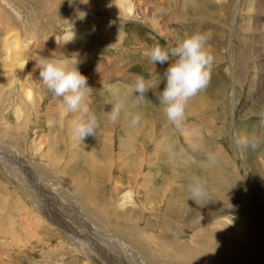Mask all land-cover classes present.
Returning a JSON list of instances; mask_svg holds the SVG:
<instances>
[{
  "label": "rangeland",
  "instance_id": "1",
  "mask_svg": "<svg viewBox=\"0 0 264 264\" xmlns=\"http://www.w3.org/2000/svg\"><path fill=\"white\" fill-rule=\"evenodd\" d=\"M131 1L134 14L130 0H0V144L17 155L18 173L0 160V264H100L86 245L103 240L111 248L106 232L121 244L141 241L132 247L148 264H264V0ZM152 20L158 33L171 31L168 39ZM186 33L206 34L214 61L207 88L188 102L183 134L155 94L171 61L152 64L144 53L175 46ZM39 56L79 61L99 121L95 137L72 136L78 114L43 85ZM137 77L150 88L140 105L128 87ZM117 90L125 109L113 124L106 113ZM128 112L142 114L138 126ZM237 133L261 143L237 146ZM18 156L54 177L25 176ZM194 176L207 193L197 202L187 190ZM248 215L260 243L247 241Z\"/></svg>",
  "mask_w": 264,
  "mask_h": 264
},
{
  "label": "clouds",
  "instance_id": "2",
  "mask_svg": "<svg viewBox=\"0 0 264 264\" xmlns=\"http://www.w3.org/2000/svg\"><path fill=\"white\" fill-rule=\"evenodd\" d=\"M207 39L206 34L186 33L175 46L164 48L154 44L144 53L152 64L171 61L163 73L164 88L155 94L159 104L163 106L167 120L178 129L183 126L188 102L205 90L211 80V65L214 57L206 47ZM78 63L75 58L58 60L39 56L36 66L39 68V77L43 85L60 99L61 108L68 113L78 114V117L71 122V134L80 142L86 137H95L99 121L87 103L88 94L92 89L87 85V78L79 72ZM128 87L132 94H136L133 95L136 105L146 100L145 95L150 88L143 77H137ZM114 95L115 102L111 110L106 113L108 121L113 124L125 109L124 99L121 98L118 90ZM126 115L130 117L131 127H136L141 122L142 114L139 112H128ZM259 115L261 124L264 125V108L260 110ZM234 143L241 147L250 145L255 149L261 141L258 138L250 140L237 133ZM187 190L190 199L195 202L204 199L207 195L200 177L194 176Z\"/></svg>",
  "mask_w": 264,
  "mask_h": 264
},
{
  "label": "bare ground",
  "instance_id": "3",
  "mask_svg": "<svg viewBox=\"0 0 264 264\" xmlns=\"http://www.w3.org/2000/svg\"><path fill=\"white\" fill-rule=\"evenodd\" d=\"M141 1V0H140ZM217 1H219V0H217ZM96 2H100V0H96ZM227 6V5H226ZM97 8V7H96ZM127 11H128V13L130 14H134L135 13V9H134V6H133V3H132V1L130 0V3H129V7H128V9H127ZM242 11H244V8H242L241 9V6H239L238 7V10H237V12H238V15L240 14V13H242ZM137 12V11H136ZM236 12V13H237ZM263 12V13H262ZM258 13H261V15L264 17V9H262V10H258ZM150 20H151V18H150ZM152 22V26L154 27V30H155V32L157 33V34H160L162 37H164L165 39H168L169 37H170V35H171V31L169 30V29H167V28H164V30L165 31H162V32H160V33H158V31L159 30H161V28L162 27H159L153 20L151 21ZM258 24H260V22H258ZM257 31H258V29H257ZM161 37V38H162ZM220 37V36H219ZM163 39V38H162ZM257 40H259L260 42H261V40H262V38H260V37H258L257 38ZM112 42L114 43V39L112 40ZM243 42V41H242ZM209 44V43H208ZM73 47H75V46H73ZM247 48L246 49H242V51H240V55H239V57L241 56V58L244 60V63L242 64L243 65V69L244 68H246L247 67V65H246V63H247V61H248V58H247V55H246V53H247ZM255 57H256V59H257V61H255V63L257 64L258 63V61H263L262 60V56H260V54H259V51H257L256 52V54L254 55ZM255 59V58H254ZM18 63V62H17ZM23 65V64H22ZM259 68V67H258ZM242 69V68H241ZM263 68H260V69H258V70H256L257 72H259L260 70H262ZM243 71H245V70H243ZM262 73V72H261ZM223 81H221V82H219V86H220V89L219 90H221V92H220V95L221 94H225V86H223V85H225L224 83H222ZM255 82V81H254ZM257 83V82H256ZM1 84V83H0ZM253 85V84H252ZM255 86H256V84H255ZM3 87H5L4 85H0V89H2ZM257 87V86H256ZM252 88V87H251ZM253 89H254V85H253ZM257 91V90H256ZM255 91V92H256ZM0 92H1V90H0ZM253 93V90L252 91H250V95ZM254 94V93H253ZM222 96V95H221ZM198 111H195V110H193V114L195 115L196 113H197ZM164 115V114H163ZM199 115V114H198ZM209 124V123H208ZM104 126V125H103ZM111 126V124H108V125H106L105 127H104V129H106V128H108V127H110ZM208 126V125H207ZM188 127V126H187ZM209 127V126H208ZM180 129V132H182L183 134H186L187 133V131H185V129H184V126L183 127H181V128H179ZM191 136V135H190ZM190 138H189V136L187 135L186 137H185V140H186V143L187 144H189V143H191L192 141L191 140H189ZM192 144V143H191ZM0 148H3V149H5V150H7L9 153H10V156L9 157H6V154L8 153V152H6V153H1V150H0V160L1 161H3V163L4 164H2L4 167H6L7 169H9V172L13 175V176H15L16 177V175L18 174L17 173V171L14 169V167H13V163H14V161H15V159H16V157H17V155L14 153V152H12V149L10 148V147H8V146H4V145H1L0 144ZM49 149H51L50 147H49ZM217 150V149H216ZM218 151V150H217ZM3 152V151H2ZM180 152V151H179ZM223 154V153H222ZM220 156V155H219ZM220 157H222V156H220ZM47 158V157H46ZM223 158V157H222ZM21 159V157L20 156H18V158H17V161L19 160V164H18V166H19V170L22 172V173H24V175L25 176H27L25 173L26 172H29L30 174H32V173H34V176H35V178L37 179L38 177H45V178H47V176H48V173L49 174H51L52 175V173H51V171L47 168V167H41V166H39V165H36V164H34V163H30V162H28V161H24V162H21L22 160H20ZM47 162L49 163V167L50 168H54L53 166V164H51L49 161H48V159H47ZM20 164L21 165H23V167L22 168H20ZM51 164V165H50ZM259 166V165H258ZM257 168V167H256ZM22 169H24V170H22ZM258 169L260 170V172L261 173H259V176H260V178L261 179H263V175H264V172L263 171H261V169H260V167H258ZM15 170V171H14ZM53 177H54V175H52ZM44 180V179H43ZM260 181V180H259ZM19 183H21V182H19ZM59 186H61V189L62 190H64V189H66V190H68L69 192H70V188H69V186H68V184L64 181V179L63 178H60V180H59V182H56ZM21 186V185H20ZM38 185L37 184H35V187H37ZM23 187V186H22ZM21 187V188H22ZM263 188H264V184H263V186H262ZM38 188V187H37ZM264 190V189H263ZM25 193H26V196H28L29 198L30 197H33L32 195H33V192H29L28 193V191H26L25 190ZM34 198V197H33ZM74 201V200H73ZM30 202H32L33 203V205L34 206H36V204H35V202L33 201V200H31L30 199ZM77 206H78V209H81V206L80 205H78V204H76ZM22 208V207H21ZM21 211H24V209H22ZM26 211V210H25ZM167 212V211H166ZM173 217H176L175 215L173 216ZM248 217H249V219H250V221H249V225H250V227L248 228V238H247V241H249V242H251V243H260V240H259V238H258V231H257V227L255 226V225H253V227H252V223L253 222H255L254 220H253V216H250V215H248ZM176 218H178V217H176ZM29 219V217H27V220ZM43 219H46V218H42V221H43ZM36 223H38L39 225H40V223H39V219L38 218H35V220H34ZM45 221H48V224H49V220L48 219H46ZM52 225H53V222H52ZM54 225H55V223H54ZM246 225V224H245ZM38 226V225H37ZM36 226V227H37ZM251 227H252V229H251ZM129 234V233H128ZM129 238V237H128ZM105 239L109 242V244H111L110 246H111V248H109V249H105V245H104V241L102 240V244H97V243H95V242H93V243H89V244H87L86 245V247H87V249H88V251H89V253L91 254V256H92V259L93 260H96L97 262H99L100 264H148L147 262H146V260L144 259V258H141L140 257V255H139V253H138V251H136L132 246H136V247H138V248H142L141 246L143 245L142 244V242L141 241H138L135 237H134V239L132 240L133 241V244H130V243H132V242H130L129 244H121L119 241H117L116 239H118L117 237H115L114 235H112V234H110V233H108V232H106L105 233ZM235 239V238H234ZM245 239V238H244ZM131 240V239H130ZM228 240V239H227ZM230 240H232V239H230ZM112 241H115V243L114 242H112ZM230 242V241H229ZM236 243V242H235ZM235 243H233V242H230V243H228V244H231V245H234ZM222 251V250H221ZM224 251V250H223ZM227 253V252H226ZM151 254V253H150ZM149 254V255H150ZM224 256V255H223ZM163 259V258H162ZM258 259H261V258H258ZM257 259V260H258Z\"/></svg>",
  "mask_w": 264,
  "mask_h": 264
}]
</instances>
